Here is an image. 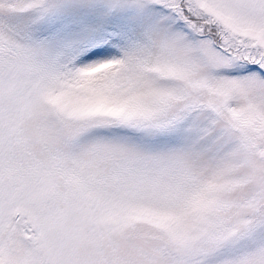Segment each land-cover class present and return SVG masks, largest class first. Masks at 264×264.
<instances>
[{"label": "snow or ice", "instance_id": "1", "mask_svg": "<svg viewBox=\"0 0 264 264\" xmlns=\"http://www.w3.org/2000/svg\"><path fill=\"white\" fill-rule=\"evenodd\" d=\"M0 264H264V0H0Z\"/></svg>", "mask_w": 264, "mask_h": 264}]
</instances>
